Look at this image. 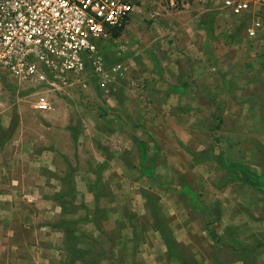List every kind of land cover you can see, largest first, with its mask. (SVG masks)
<instances>
[{
  "label": "rangeland",
  "instance_id": "rangeland-1",
  "mask_svg": "<svg viewBox=\"0 0 264 264\" xmlns=\"http://www.w3.org/2000/svg\"><path fill=\"white\" fill-rule=\"evenodd\" d=\"M144 4L140 25L145 28H139L137 36L127 33L132 41L137 38L130 51L131 55H138L137 59H143L134 63L140 74L152 69L154 56L167 55L168 48L162 50L152 44L153 39L167 37L174 53L191 48L208 55V67L214 69L210 71L218 80H231L236 73L245 75L247 71L259 73L261 78H255L252 87L257 91L254 98L259 108H231L236 103V97H231L227 105L233 110L215 111L202 100L191 112L177 104L180 108L174 119L137 121V110L130 105L136 96L128 90L127 78L116 81V71L106 82L91 66L65 88L62 100L54 97L55 111L51 114L30 108L34 99L30 89L11 86L8 91L2 90L0 151L12 136L17 140L14 149L30 151L35 157L31 175H0V181L10 188L1 190L2 196H21L18 204L0 206V264L264 262V191L243 184L247 176L242 172L237 173L239 182H229L231 171L221 168L218 162V158L234 160L244 169L264 176V34L262 41L248 40L242 28L248 19H234L226 13L209 18H215L218 25L211 33L194 32L186 27L193 19L199 22V6L190 4L174 11L168 10L163 0H146ZM130 22L135 23L132 14ZM153 22L164 29H149ZM190 38L196 43L193 48ZM120 39H116L117 43ZM93 42L98 48L104 44L100 39ZM108 47L104 58L115 68L119 51ZM175 69L178 74L183 73L179 67ZM193 69L202 75L209 71L203 66ZM146 79L149 80L140 76L136 81L146 84ZM231 81L232 87L241 89L235 79ZM108 85L114 90L107 96ZM219 89V84L214 85L213 93L218 94ZM213 93L211 97H215ZM109 103L117 109H129L130 121H126L123 136L137 133L146 140L147 147L157 150L149 159V164L157 169L153 181L136 166L137 146L131 141L121 143L119 121L117 125L106 121ZM202 104L208 105L206 109L196 108ZM237 139H242L241 143ZM219 149L223 150V157L217 154ZM16 161L22 164L21 159ZM36 169L42 177V191L36 184ZM26 187H32L30 194ZM221 202L229 206L222 208ZM221 214L224 220L217 224ZM233 218L238 226L223 231ZM210 222L212 230L218 229L222 237L218 246L202 232L204 223ZM154 224L173 240L174 232L187 246L176 242L174 256L169 257ZM193 231L194 235L188 236ZM241 248L248 253L241 252Z\"/></svg>",
  "mask_w": 264,
  "mask_h": 264
},
{
  "label": "crops",
  "instance_id": "crops-1",
  "mask_svg": "<svg viewBox=\"0 0 264 264\" xmlns=\"http://www.w3.org/2000/svg\"><path fill=\"white\" fill-rule=\"evenodd\" d=\"M145 1L146 0H143L142 3L139 5V7L135 10V12L132 13V17L133 16L135 17V23H131L129 20L126 24L123 25V27H121V28H119V30H117V31H119V33L115 38L117 40L119 38H121L118 43H117V40L114 38L113 41H109V43H107V44L104 43L100 48L97 47L98 48V50H97L98 56H99L100 60L102 62H104L102 64V71H103L102 73L107 74V77L104 78V79H106L105 80L106 82H108L112 78L111 74L113 72H116V71L112 70L114 68L113 67L114 64H112V63L108 64L107 63L106 58H104V55H107V54L106 53L104 54V52L109 50L108 46H110V45L112 47L111 50L115 49V48L118 49V51H119V54H118L119 62H116V66H119V70H117V71H119V73H117V76L115 78H116V81L123 79L125 77L127 78L126 82H128V85H127L128 90L132 91L134 93V95L136 96L135 99H132L130 101V105H132V108L137 110V117H138L137 121H160V118H162V117H166L167 119H174L175 118L174 115L176 114L175 113L176 109L180 108L179 105L181 107L183 106V109L185 111L191 112L190 110L192 109V107H195L196 104H201L202 100L210 103L211 108H209V109H212L215 111L217 109L221 110V108H224L226 110H233L231 108H234V106L236 107L235 109L241 107L243 110L244 109H247V110L258 109L259 108V105L256 104V101L254 98V95L256 94L257 91L255 88H252L255 81H256L255 78H257V79L261 78V75L259 73H258V75H256L257 74L256 71H254V72L247 71V72H245V75H240V73H236V74L234 73L235 75H234V77H232L231 80L235 79L237 81V86H241V89L238 90V88L232 87V85H231L232 81L231 80L223 79L221 81V80H218L217 77L213 75V72H211L210 70H214V69H210L208 67L209 66L208 61H211V58L208 57V55L200 52V50L194 51L191 48L183 50L181 53L180 52L174 53V51L171 50L173 48L172 47L173 44L168 42L169 38H167V37L164 38V37L160 36L156 39H153V41H152V42H154L152 44H155L154 46L163 47L162 50L163 49L167 50L166 48H168L169 51H168L167 55L160 56V54H157L156 56H154L153 59L151 60L152 69L140 74V72H138V70H136V66L134 65V63L140 62L143 59L142 58L137 59L136 56H138V55L137 54L131 55V51H130L131 50L130 49L131 43L133 45L135 42H137V38H133V41H132L130 38H127L131 34L128 35L127 33L133 32V34L135 36H137V34H138L137 31L139 30V28H145V27H143V25H140V24H142L140 22V18L142 17L141 15L144 14L145 10H146V8H144V10H143V7L146 6L144 4ZM222 1L223 0H210V1H207L206 3H203V4H195V5L199 6L198 8L201 9V12H202L200 17H199L200 20H199V22L197 21L196 23H195V21L193 22L194 19L191 20L187 24L186 29L187 30L190 29L191 31H194V32L211 30L210 33L213 30H216L218 25H217L216 21L214 20L215 18L212 20L209 18L210 17L213 18V15L215 16V15H220L223 13L230 15V13L228 11L224 10V8L222 7ZM184 8H186V7H184ZM184 8H180V9H184ZM180 9H168V10L176 11V10H180ZM176 14H178V13H176ZM253 14L254 13H251V14H249L248 17H246L248 19V23L244 27H242L243 31H244V35L248 40H252L255 42L256 41H262V37L264 34L263 33L264 17H262L261 28L256 30L254 37H249L246 33V28L251 25V22L255 18H257L256 15H253ZM230 16H232V15H230ZM232 17L234 19L243 18V17H235V16H232ZM216 19H217V17H216ZM193 23L195 25H193ZM235 27H236V25L232 26L231 28L234 30V29H236ZM148 28L152 29V30L164 29L163 26H161L160 24H157L155 22H153L152 26L148 27ZM173 29H174V27H173ZM125 31H126V33H125V38H124V32ZM115 33L116 32H114V34ZM263 39H264V37H263ZM189 45L192 46V48H193V47H195L196 43H195V41H192V39L190 38ZM169 47H171V48H169ZM101 50H102V52H101ZM181 54H184V55H181ZM254 54L255 53H253L252 56L255 58ZM89 66H91V64L86 63L85 70H86V68H89ZM202 66L206 67L209 70L207 73L204 72L203 75L197 73L193 69L194 67L199 68ZM176 67H179L180 68L179 71L183 72V73L178 74L177 73L178 70L175 69ZM134 68H135V70H134ZM80 74L70 76L71 78H69V80H67L64 85L58 84L54 88H52L50 86H46V85H38V84H35L32 82L7 80V81H4L0 84V92L2 90L8 91L9 90L8 88L11 86H14V87L16 86V88H20L21 86H23L26 89H30L32 91V95H34V99L31 101L32 103L30 105L31 106L30 108H32L36 112L51 114V112L55 111V105L56 104L54 102V97L59 96V99L62 100L61 97L65 94V88H67L70 85H72L73 83H75L77 81V78L79 77L78 75H80ZM140 76H141V78H148L149 79L148 81H150L149 82L150 85H147V82H148L147 79H146V84L143 80L142 81L141 80L136 81V80H138V78ZM226 78H229V76ZM133 79L135 81H133ZM140 82H142V84ZM216 84H219V86H220V89H219L220 92H218V94L213 93V86ZM106 88L109 89V90L105 91L106 95L108 96L112 93V90H114V89L112 88L111 85H108ZM123 90H125V89H123ZM212 93H213V95H215V97L210 96V95H212ZM39 95H44L48 99V102L50 104L49 110L41 111V110H38L35 108V102H36ZM231 97L232 98L236 97V101H235L236 103L232 104L233 106L230 108V106L227 105V102L230 101L229 99ZM177 104H179V105H177ZM219 104H221L222 107L219 106ZM207 106H208L207 104H204V105L202 104V106L199 105L196 108L206 109ZM106 107H107L105 109L107 111L106 121H110V123H112V121H114L113 124H116V125H117V121H119V130L118 131H119L120 135L123 136L122 133H124V131H125L124 127L127 124L126 121H130L128 118L130 115L128 113L129 109H127L126 107L123 109H117V107L115 105H111L110 103ZM214 116H215L214 118H217L218 114L214 115ZM191 118H196V117L191 116ZM236 120H237V118H236ZM121 127H123V128H121ZM136 134L137 133H135L134 135L133 134L132 135L126 134L123 136V138H121V136H119V138H120L121 143L125 142V141L126 142L131 141L133 144H135V146H137L136 156L139 157V162L136 166L139 168L140 173L143 174L144 177L153 181V179H154L153 178V172H155L157 169L154 170L153 164L152 165L149 164V159L151 156H153V153L156 152L157 150L155 151L154 149L152 150L149 147H147V145L144 144L146 142V140L144 138L140 137L139 135L137 136ZM235 137H238V135H236ZM16 141L17 140H15L14 137L9 136L6 140V142L8 143L6 145V148H4L3 150L0 151V175L5 174V173L8 175H13L14 173H18L19 175H21V177L25 178L26 177L25 174L31 175L33 173V158L35 157V155L32 156V153L30 151H24L23 149H20V150L14 149L13 144H15ZM236 141L241 143L242 139H237ZM220 145H222L224 148L223 144H220ZM41 153L43 154L44 152H41ZM223 153H224L223 150L220 151V149H219V152L217 154H220L223 157L224 156ZM39 158H40V155H39ZM16 159H21L22 164H17L16 162H18V161H16ZM225 161H226L225 158L223 161H222V158L221 159L218 158V162H219V165L221 166V168L226 169L228 171H231L228 181L229 182H239L241 177L235 176L234 173L240 174V171L233 172L231 170V168H229V165L236 163V161H234V160H228V162L227 161L225 162ZM40 164H42L41 161H40ZM122 164L126 167V165L123 162H122ZM237 165H239V164H237ZM244 170H246L248 173L256 174L252 170H249L246 168ZM35 174H36V178H37L36 184H39V186H40L39 189L42 191L43 185H42V177L40 174V170L36 169ZM242 183L248 185L250 188L257 189L255 186H252L249 182H247L245 180L242 181ZM5 189L10 190V188L6 184V182L0 181V206H1V204L6 205L7 203L18 204L17 202L19 199H21V196L11 197V196L5 195V194L2 196L1 190H5ZM27 189H29V194H30L32 187H26L25 190H27ZM44 189H45V187H44ZM11 190H15V189L12 188ZM210 203L212 204L213 202H210ZM220 205L222 206V208L224 206H226V207L229 206V205L227 206V204H225L224 202H221ZM226 209H228V208H226ZM224 217L225 216H222V214H221V218L218 217V219H217V224L220 223L221 220L223 221ZM225 220H226V218H225ZM229 222H230V225H225L223 231L225 229L227 231L229 229L233 230L234 227L238 226V224L235 221V218H233L232 220H229ZM24 226L26 227V224ZM205 227H206V224L204 223L203 227L201 228L202 232L205 231L204 230ZM254 229H255V227H252V230H254ZM217 230L218 229L215 230V234L218 237H220V242H222V237L219 235ZM252 230H251V232H255ZM251 234H253V233H251ZM193 235H194V231H193L192 235L188 234V236H193ZM237 237H238V239L241 238V237H239L238 233H237ZM46 238H47V236H44L43 240H45ZM173 238H174L175 242H177L179 244L183 243L184 245H182V246H187V244L184 243L185 241L177 239V237H175L174 232H173ZM211 242L214 243L215 246H218V244L215 243L214 241L211 240ZM233 247L236 251L237 250L236 245H234ZM253 249H254V247L252 248V250ZM230 251H231V253H235L232 249H230ZM236 263L237 264H245L241 260H238V262H236ZM256 264H264V262H262V263L257 262Z\"/></svg>",
  "mask_w": 264,
  "mask_h": 264
},
{
  "label": "built area",
  "instance_id": "built-area-1",
  "mask_svg": "<svg viewBox=\"0 0 264 264\" xmlns=\"http://www.w3.org/2000/svg\"><path fill=\"white\" fill-rule=\"evenodd\" d=\"M142 1L0 0V84L10 80L54 88L82 73L86 63L106 78L93 40L113 41ZM207 1L163 0L168 9ZM222 7L235 17L256 15L246 28L249 37L261 28L264 0H223ZM35 108L49 110L48 99L39 95Z\"/></svg>",
  "mask_w": 264,
  "mask_h": 264
},
{
  "label": "trees",
  "instance_id": "trees-1",
  "mask_svg": "<svg viewBox=\"0 0 264 264\" xmlns=\"http://www.w3.org/2000/svg\"><path fill=\"white\" fill-rule=\"evenodd\" d=\"M118 33H119V31H117L113 36L116 37L118 35ZM229 168H231V170L233 172H236V171L242 172L243 174H245L247 176V178H246L247 182H249L252 186H255L257 189L264 191V176L263 175H256V174L248 173L246 170H244L241 166L237 165L236 163L230 164ZM234 175L237 176V174H235V173H234ZM57 198H59V197H57ZM59 205L62 206L61 203ZM151 216H152L153 220L157 221L152 214H151ZM154 225H153V229L155 231L156 230L159 231L160 234H161V238H162V240H163V242H164V244H165V246L167 248V255L169 257L174 256V255H172V252H173L174 248L178 246V244L170 237V234H168V232H167V234H168V236H167L165 234V232L163 231V229L161 230L160 226H156V225L154 226ZM205 232H206L207 236L212 241H214L217 244L220 242V237H218L215 234V232L212 230V228H211V222L206 224ZM233 244L234 243H232V245ZM239 250L241 252L248 253L245 249L241 248ZM72 262H74V261H72ZM182 262H183L182 264H185L184 261H182Z\"/></svg>",
  "mask_w": 264,
  "mask_h": 264
}]
</instances>
